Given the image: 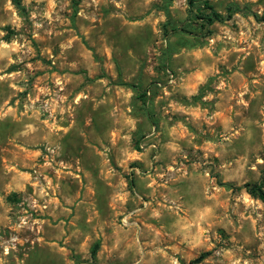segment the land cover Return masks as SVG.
Masks as SVG:
<instances>
[{
    "label": "rangeland",
    "instance_id": "rangeland-1",
    "mask_svg": "<svg viewBox=\"0 0 264 264\" xmlns=\"http://www.w3.org/2000/svg\"><path fill=\"white\" fill-rule=\"evenodd\" d=\"M208 1L0 0V264H264V0Z\"/></svg>",
    "mask_w": 264,
    "mask_h": 264
},
{
    "label": "trees",
    "instance_id": "trees-1",
    "mask_svg": "<svg viewBox=\"0 0 264 264\" xmlns=\"http://www.w3.org/2000/svg\"><path fill=\"white\" fill-rule=\"evenodd\" d=\"M13 4L17 7L18 10L24 11L25 8L21 3V0H12ZM189 5L194 8L195 11L193 12V16L200 20L201 26L203 28H207L208 26L212 25L215 22H223L224 20L231 18L233 16L234 10H239V8L229 7L228 13L226 15L218 12L214 9V7L210 4L208 0H205L202 5H197V0H189ZM258 19H263L264 17H258V15H255ZM140 95V93H139ZM145 96V93H141L140 97L143 98ZM144 101V99H143ZM243 187L246 189V191L251 194L253 197H257L264 201V170L263 174L261 176V179L259 181L250 183L247 182L243 185ZM98 246V243L95 245L93 253L96 251V247ZM207 253H203L200 258H204Z\"/></svg>",
    "mask_w": 264,
    "mask_h": 264
}]
</instances>
